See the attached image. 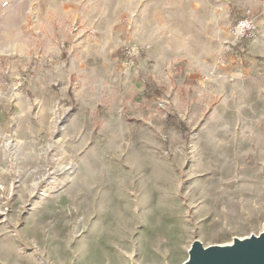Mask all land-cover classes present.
<instances>
[{
  "label": "rangeland",
  "instance_id": "1",
  "mask_svg": "<svg viewBox=\"0 0 264 264\" xmlns=\"http://www.w3.org/2000/svg\"><path fill=\"white\" fill-rule=\"evenodd\" d=\"M262 231L264 0H0V264H182Z\"/></svg>",
  "mask_w": 264,
  "mask_h": 264
},
{
  "label": "water",
  "instance_id": "2",
  "mask_svg": "<svg viewBox=\"0 0 264 264\" xmlns=\"http://www.w3.org/2000/svg\"><path fill=\"white\" fill-rule=\"evenodd\" d=\"M182 264H264V231L243 240L234 238L227 246L204 247L195 240Z\"/></svg>",
  "mask_w": 264,
  "mask_h": 264
},
{
  "label": "built area",
  "instance_id": "3",
  "mask_svg": "<svg viewBox=\"0 0 264 264\" xmlns=\"http://www.w3.org/2000/svg\"><path fill=\"white\" fill-rule=\"evenodd\" d=\"M229 36L234 43H240L243 40L256 36L255 18L250 10H245L242 17L234 22L229 30ZM239 50L241 51V48ZM138 53V51L129 49L126 50L124 55L130 58L135 57Z\"/></svg>",
  "mask_w": 264,
  "mask_h": 264
},
{
  "label": "bare ground",
  "instance_id": "4",
  "mask_svg": "<svg viewBox=\"0 0 264 264\" xmlns=\"http://www.w3.org/2000/svg\"><path fill=\"white\" fill-rule=\"evenodd\" d=\"M108 217H109L108 213H104L103 215H101V218L99 219L100 220V224L99 225L102 227L103 232L108 231L109 228H111L113 226V225L107 223L106 220H107Z\"/></svg>",
  "mask_w": 264,
  "mask_h": 264
}]
</instances>
